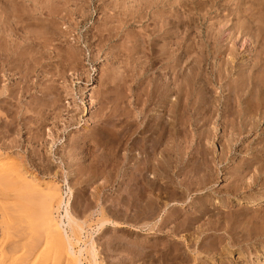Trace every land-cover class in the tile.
Masks as SVG:
<instances>
[{"label": "rangeland", "instance_id": "obj_1", "mask_svg": "<svg viewBox=\"0 0 264 264\" xmlns=\"http://www.w3.org/2000/svg\"><path fill=\"white\" fill-rule=\"evenodd\" d=\"M13 1L2 2L8 12L19 8V12L29 16L40 8L46 10V20L37 28L44 29L48 37L44 48L45 69L42 78L34 76V81L41 83V89L48 85L53 87L54 93L46 99L51 102L57 99L58 102L53 105L52 113L47 115L49 120L43 129L32 126L29 132L19 134L15 131L16 135L4 137L3 128H0V154L6 153L4 158L15 163L23 161L28 171L42 177L43 188L46 181L58 184L59 189L63 186L64 192L70 193L64 185L68 180L74 195L69 209L83 224L86 233L94 238L97 264H264V201L250 203L261 191L264 194V119L252 123L247 118L241 125V108L228 90L231 87L232 92L235 91L239 66L246 76L254 72L264 90V0H198L195 5L189 3L187 10L191 27L186 39L183 28L170 25L173 7L177 6L173 3L181 0H18L23 1L19 7L13 5ZM239 2L242 3L237 6ZM213 4H219L221 9L217 12L209 10ZM53 10L57 13L51 16ZM208 10L211 15H207L205 20L203 17ZM229 11H233L230 16ZM183 17L188 21L186 16ZM49 18L55 23L54 33L57 35L50 34ZM231 26L242 29L237 33V39H231L229 35ZM241 32L247 33L241 35ZM18 33L23 35L22 30ZM19 38L14 37L17 41L22 39ZM207 38L211 39L209 41L216 54L206 62L200 57V51L202 46L204 51L207 49L202 44L207 42ZM233 43L242 54L236 60L237 69L230 67L228 70L225 64L231 59L230 51L222 55L219 52L231 49ZM181 44L183 49L192 47L187 57ZM222 65L226 74L223 80L218 71ZM192 70L200 74V81L191 84L189 100L183 96L181 102L189 105L190 116L183 123L174 122L169 110L178 96L174 77L177 73H191ZM7 84L9 82L2 83V86ZM164 85L169 93L162 101L156 97ZM85 89L88 91L86 96ZM38 90L33 89L25 103L41 96ZM262 92H255L252 107L260 102L264 104ZM216 102L218 107H215ZM226 102L233 104L230 112L223 109ZM87 106L89 115L85 117ZM6 112L0 108V117L4 115L5 118ZM167 132H174L169 142L175 148L170 153L171 162L178 158L180 164H172L177 168L160 165L159 175L164 176L170 171L172 186L163 194L157 190L160 187H156L155 192L162 195V205L164 202L171 205L166 212L159 214L161 219H138L136 209L127 210L123 202L122 171L127 136L130 145L137 141L140 149L144 150L143 146L148 151H151L152 142L158 141L160 159V153H164L168 146L165 145L168 143L165 140ZM14 141L18 143V149ZM132 154L136 155L135 152ZM56 171L60 176H55ZM150 174L147 172V178L151 177ZM157 180L164 185L162 178ZM30 192L33 194L34 191ZM3 196L0 195V229H5L8 222L3 213L9 207L3 206ZM59 196L53 202L54 206L51 204L52 208L51 205H42L49 209L47 212L38 205L40 201L37 200L38 204L34 201L36 207L32 203L27 210L31 215L26 214L27 221L19 223L22 226L29 224L20 228H27L25 233L17 228L18 219L8 225L9 230L15 225L17 230L8 235L2 233L4 229L0 230V264L12 263L11 254H4L18 240V235L14 239L15 231L26 236L27 248H23L31 253V257L26 253L25 259L30 257L29 261H32L22 263L72 264L66 252H58L54 257L57 251L53 249L55 240L45 228L42 229L45 224L41 225L42 217L48 218L45 213L51 212L53 215L49 216L56 220L54 209L59 204ZM241 198L244 202L235 205ZM40 210L45 212L43 215L40 213L41 218ZM29 218L32 222L35 220L34 223ZM159 219L165 224L164 228H159ZM148 220L150 225L144 223ZM102 222L105 225L101 229ZM116 224L126 226L120 228ZM132 226L140 228L137 231ZM174 228L177 231L173 233ZM78 233L81 239H85ZM11 235H14L13 239ZM22 237L18 241L24 246L25 238ZM23 248L18 254L22 257L25 254ZM1 255L10 260L8 258L7 262ZM91 255H88L89 259ZM19 256L16 258L23 259ZM84 264L88 263L85 261Z\"/></svg>", "mask_w": 264, "mask_h": 264}, {"label": "bare ground", "instance_id": "obj_2", "mask_svg": "<svg viewBox=\"0 0 264 264\" xmlns=\"http://www.w3.org/2000/svg\"><path fill=\"white\" fill-rule=\"evenodd\" d=\"M2 2H3V0H0V108L6 109L7 112H6L5 118H3L4 115L0 117V128H3V130L2 129H0V130H2V134H4V137H5V136H10V135H12V136L16 135L17 133L14 134L15 131H17L19 134L26 132V131L29 132L32 130V126H35L36 128H42L43 129L44 125L48 122L47 120H49L47 118V115L49 116L50 113H52V108L55 107V106L53 107V105L56 104L58 102V100L54 99L51 102V100L46 99L47 97H49V95L54 93L53 87L48 85V86H46L45 89H41L42 88L41 83L34 81V78H35L34 76H36L37 78L40 79V77L43 73V68H44L43 61L46 58L44 48H45V44L48 43V41H47L48 37L45 36V30L44 29H37V28H40L41 25L43 26V24L41 22L46 20V13L44 12L45 9L40 8L39 10L34 12L32 15H29L25 11L26 14L29 15V16H26L23 12H21V11L19 12V10H18L19 8H16V9L13 8L14 11L8 12L7 9L4 8V4H2ZM197 2H198V0H181L179 3L177 1L175 3H173L177 6L173 7L172 21L170 22V25L172 26V28H177V29L183 28L184 31H186V36L184 39L188 38V36H189L188 32H189L190 27H191V25H190V18L191 17L189 15V11L187 10L188 9L187 7L189 6V3H191V4L193 3L195 5ZM239 3L240 4H238L237 6H240L242 2H239ZM20 4L22 5L23 1L22 2H20L18 0L13 1V5H15V6H18ZM108 7H109V5H108ZM180 9H182V10H180ZM213 9H215V11L217 12L218 10L221 9V7L219 6V4H215V5L213 4V6H211V9H209V10L212 11ZM209 10L207 11V13L203 17V19L207 20V15H211L210 14L211 12ZM227 10H229V8H227ZM52 12H50L51 16L57 13L56 10H55V12H54V10ZM137 12H139V11H137ZM232 14H233V11L228 13V16H230ZM183 16H186V20H188L189 22L185 21V18ZM49 19H51V18H49ZM191 21H192V19H191ZM50 22H51L50 29H52L50 34L57 35L56 33H54V30H56V27L54 26L55 23H53L52 19L50 20ZM20 29L22 30L23 35H20L18 33V32H21ZM42 30H44V31H42ZM239 30L241 31L242 29L238 28L237 26L236 27L231 26L229 28V31L231 32L229 35H230V37L232 36L231 39H233L234 37L236 38V35L239 32ZM245 33H247V32H241V35H243ZM210 34H211V32H210ZM17 36H19L20 38L22 37V39L19 38L21 42L19 40L17 41V39L16 40L14 39V37H17ZM199 37L202 40L201 36H199ZM54 39L57 40L56 38H54ZM207 39H208L207 42L204 41L202 43L205 45V47H207V49H205V51H204V47L202 46V50L200 51V57L203 59V61H206V62L209 59V57L213 56V54H216V51L212 50V46H211L212 44H210V41H209L211 39H209V38H207ZM228 39H229V37H228ZM233 44L234 45L232 46L231 49L226 50V52L224 51V52H219V53L222 55V54L227 53V51H230L229 55L231 56V59H230V61H227V63L225 64V67L227 66V69L230 67L233 69L235 68V70H236L237 66H238V63L236 62V60H237L238 56L241 55L242 53L237 48L236 43H233ZM180 47L182 48V50H184L183 52H184L185 57H187L190 54V49L192 47L187 46L185 49H183L184 47L182 44ZM242 47H243V45H242ZM54 55H57V53ZM175 55H177V54H175ZM234 63H235V66L233 65ZM259 66L261 67L262 65L259 64ZM238 68L239 69H237L238 70L237 73H238L239 80H237V81L235 80L236 81L235 82V91L232 92L231 87L228 90H229L230 97L231 96L234 97L235 102L237 103V106L239 108H241L240 115H241V118H243V119H241V125L245 124L244 122L247 121V118H250L249 120L252 123H253V121L255 122V120H258V119H261V118L264 119V104L262 102H260V103L256 104L257 106L255 105L252 107L253 95L255 94L256 91H260V92L264 91V90H262L263 86H260V83L257 82L256 78L254 77V72H252L246 76L242 67L239 66ZM198 69L200 70V68H198ZM224 69H225L224 65H222V67H220L218 70L219 71V77L222 80L224 79V75H226L224 73ZM227 69L225 70L226 72H228ZM190 72L191 73H188V72L187 73L181 72L182 74L177 73L174 77V83L176 85V88H178V91H177L178 96L175 99V101L172 103L171 106L168 105L169 110L172 113V115L170 114L171 115L170 117H172V121H174V122L177 121V122L183 123V122H185L184 119H186L188 116H190L189 115L190 112L188 109L189 105L187 104V102L186 103L184 102V104H182L181 103L182 98L184 96V97H186V100H189L191 93H192L191 84L192 83L196 84V82L198 83V81H200L199 80L200 74L196 73V70H192ZM6 82H9V84L2 86V83H6ZM161 87L159 89H161ZM256 88H258V90ZM33 89H35V90L39 89L40 91L38 90V92H40L41 96H35V98H33L31 100V102L27 104V103H25V101L28 97H31ZM87 92H88L87 89H85L84 90L85 96L87 95ZM159 93L160 94L156 93V94H158V97H156V98H159L163 101L168 96L169 89L166 87V85H164L162 87V90ZM262 93H264V92H262ZM200 94L202 95L203 93H200ZM257 97L258 96H256V98ZM261 97H262V95H261ZM204 98H203V100H204ZM215 107H218L217 102H216ZM231 107H233V104L231 102L230 103L226 102L223 105V109H229L228 110L229 112L231 111ZM254 107H256V108H254ZM84 114H85V117H87L89 115L88 106L85 107ZM128 119L129 118H127V121H126L127 126L130 125L128 123ZM169 133H168L169 135L165 133L166 134L165 140L168 142L165 145H168V146L166 147L165 150L163 149L164 153H160V155H161L160 159L163 158L162 161L158 158L159 157L158 150L160 148L159 147L160 143L158 141L152 142L153 144L151 146V151H148L149 149L146 150L143 146H141V147L144 150L140 149V144L137 141L135 142L134 145L133 144L130 145L129 140H128V136H127L126 140L128 142L126 141L127 143L125 144L126 146H125V151H124L125 154H124V161H123L124 162V167H123L124 171H122V172H124V175L122 174L124 177L123 202L125 203V206H127V210L130 211L131 208L136 209V211H137L136 214H137L138 219L142 218V220L145 219V221L147 219H149V220L158 219V217L160 216L159 214H161L162 212H166V210L169 209V205H171L169 203L167 204L166 202H164V205H162L161 204L162 199H163L161 197L162 195H156V192H155L156 187H160L157 190L159 192H161V194H163V192L165 190H168L170 188V186H172V185H170V184H172L170 182L171 181V175H170V173H168L170 171L165 172L166 175H164V176L159 175L160 165H162V166L165 165V168H167L169 166H171L172 168H177V166L176 167L172 166V164L173 163H175L176 165L178 163L180 164V161H178V158H177L178 155H176L177 159L176 160L172 159V162H171L170 153L174 152L173 149H175V148L173 146H170L169 142H170V139H171L174 132L173 133L169 132ZM39 134H40V130H39ZM163 138H164V135H163ZM3 141H4V138H3ZM13 144L16 147V144H18V143H15V141H14ZM11 145H12V143H11ZM12 146H10V148ZM15 147L13 146L12 149L13 148L15 149ZM16 148L18 149V147H16ZM1 149H3V147H1ZM5 150H7V148ZM50 152H52V149L50 150ZM134 152L136 153L135 156H133V154H132ZM165 152H166V155H165ZM4 155L0 154V193H1L0 195H3V194L5 195L2 197V201L5 200L4 204L6 203L7 205L6 204L4 205L3 203H1V204H3V206H5L6 208L7 207H9V208L6 210V208L3 207V209L6 210V212L4 211L3 215L7 217V218L5 217L4 219H7L8 222L6 221L7 225L5 223L3 224V222H2V224L4 226L6 225L8 227V225L11 226L12 222H15L18 219L19 222L17 224V228L19 227V229H20L23 226L27 227L29 225L28 224L29 221L31 223H34V221H35L34 220L32 222L29 218L28 219L29 221L26 222L28 225L24 224L25 223L24 220L27 221V218H26L27 210L29 209L30 206H32V203H34L33 205H35V207L38 204L37 200L40 201V203L38 205L41 207L43 204L44 205L45 204L51 205L58 198L59 194L61 193V196H59L60 197L59 204H58V206L56 205L57 208L54 209V210H56V212H55V219H56L55 221L56 222L54 221V217L52 218V216H49V215H53V214H51V212L48 214L45 213V212H47V210H49L48 208L44 209V207H42L45 210V212H43V211H42L43 213L41 212V210H43V209H41L39 212V215H40V213H41V215H43L45 213V215L48 216V218H44L45 216L42 217L41 225L43 226L45 224L44 225L45 227L43 226L42 229L45 228L46 232L49 234V236H51V238H53L55 240V241L51 240V241H54L53 246L55 244L56 245L55 247L57 248V249L55 247L53 248V249L57 250L54 252V254H55L54 257H56V253L63 251V252H66L68 254V256H67L64 253L69 260L70 259L72 260V261L70 260L72 262V264L73 263L74 264H84L85 261L88 264L93 263V261H94V263L97 264V258H98L97 252L98 251L96 250V244H95L96 242H95L94 238L91 237V234H89L88 232L86 233L85 229L83 228L84 226H82L83 224L81 225L80 221H78L73 216L72 212L69 209L70 201L74 197V195L71 191L68 180L66 179V181H64V185L66 186V189H68L70 191L71 194L69 192H64L63 186H60V189H61L60 190L59 187L57 186L58 184L57 185L52 184L51 182L45 181L46 186H47V184H52L53 186L48 185L46 187L44 185L45 187L43 188L42 184H43L44 180L41 179L42 177L38 178L36 175H34L30 171H28L27 170L28 168L23 163V161L20 163H19V161H17L15 163V161H12L11 159L4 158L5 157ZM163 156H166V157H163ZM147 172L151 173L150 178H147V176H146ZM57 175L60 176V173L58 171L55 172V176H57ZM159 177L163 179L164 185H160L158 183L157 179H159ZM92 178H94V177H92ZM166 179L168 181H166ZM31 190L34 191L33 194H30ZM262 192L263 191H261V194L255 198L256 200L255 199L250 200V203L253 204L254 202L260 203V202L264 201V194H262ZM66 198H68V199L66 200ZM6 200H8V201L6 202ZM35 200H36L37 204L34 202ZM30 201H32V202H30ZM187 202H188V200H187ZM243 202H244L243 198L238 199V202H236L235 205H240ZM53 206H54V203H53ZM182 207H185V205H183ZM50 208H52V205L50 206ZM3 209H1V210H3ZM7 213H9V214H7ZM56 214H58V215H56ZM28 215L29 214H27V216ZM41 215H40V218H41ZM4 219H3V221H5ZM20 220H22V221H20ZM43 220L45 221V223H43ZM149 220H148V222H144V223L149 224V222L152 221V220L151 221H149ZM263 221H264V218H263ZM21 222H24V223H22V224H24L23 226L21 224H20L21 226L19 225V223H21ZM16 223H14V224H16ZM157 223L158 222L154 223V224H156V228H157V226H159ZM125 224H124V226H122V224L121 225L116 224V225L119 226L120 228H124L127 225V224L126 225ZM163 224L164 223H161V220H160V227L159 228H162L163 226H165V224L164 225ZM104 225H105L104 223H103V225H101V223H100L101 229L104 227ZM15 226H13V228ZM7 227H5V229L3 228L5 230V232H2L4 230L1 228L0 229L1 232L6 233L8 235V234L12 233V230L13 231L17 230L16 227H15L16 229L10 228L12 230H9V227H8V230H9L8 231ZM137 228H140V227H137ZM137 228H134V230L136 229L138 231L139 229H137ZM143 228H145V227H143ZM147 229H148V227H147ZM153 229H155V227ZM21 230H23V229H20V231ZM25 230H23L21 232L25 233L26 232ZM75 231H77V232L74 233ZM149 231L152 232V230H149ZM176 231H177V228H174V230L172 232L174 233ZM15 232L17 233L18 231H15ZM78 232H80L81 235H83L85 237V239H83V238L81 239L79 237L80 235ZM16 233H15L16 236L13 235L14 239L17 238V235H18V240L20 237L25 236V235H22L23 233H21V235H20V233H17V234ZM84 233L87 235L85 236ZM89 235H90V237H89ZM13 236L12 235L10 236L11 239H13L12 238ZM23 237H22V239H23ZM46 237L48 238V236H46ZM18 240H17L16 244L19 243ZM26 240L27 239L25 238L24 239L25 242L23 241L25 244L27 243ZM34 240L36 241V238ZM37 243L38 242H36V244ZM16 244H15V246H17ZM25 244H24V246H23V244H20V243L18 245L22 246L21 248H23V247L27 248L26 247L27 244L26 245ZM15 246H13L10 250L5 249V250H8L7 252L10 251V253H7L5 250H4L5 254L1 253V254L8 255V256H9V254H11V256H10L11 261H12L11 264H19L21 261L24 262L25 260H26L25 262H28V263L32 261V260L29 261V258L31 257L30 251H27V250L25 251V249L23 248V250L25 251L24 252L25 254L22 257V256H19L20 255L19 250L21 248H19V246H17L15 249H13ZM17 248H19V249L17 250ZM53 249L51 251H53ZM1 251H3V250H1ZM21 253H23V252H21ZM26 253H29V256H30L28 258V260L25 259V257L27 256ZM89 254H92L90 256L91 259H89V257H88ZM51 255H53V254L51 253ZM16 256H19L20 258H23V259H18V257L16 258ZM6 257L7 256L3 257V259L4 258H5V260L7 259L6 261L8 262L10 260V258L8 257L9 258V260H8V258H6ZM30 259H32V258H30ZM35 259H37V258H35ZM19 260H20V262H19ZM51 260H55V259H51ZM2 261H4V260H2ZM6 261H4V262H6ZM33 261H35V260H33ZM22 262H21V264H26V263H22ZM9 263H7V264H9ZM32 263L34 264V262H32ZM101 263H103V262H101ZM44 264H46V263H44Z\"/></svg>", "mask_w": 264, "mask_h": 264}]
</instances>
